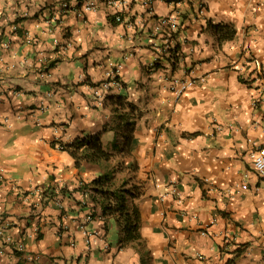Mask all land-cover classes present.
<instances>
[{
	"label": "crops",
	"instance_id": "crops-1",
	"mask_svg": "<svg viewBox=\"0 0 264 264\" xmlns=\"http://www.w3.org/2000/svg\"><path fill=\"white\" fill-rule=\"evenodd\" d=\"M205 1L199 17L201 0H155L154 15L133 0L117 21L105 0L82 17L61 0H0V206L13 239L0 264H264L251 156L264 143V0ZM172 12L175 62L154 29ZM211 23L236 34L220 43ZM111 69L119 85L98 105ZM177 78L196 81L177 97ZM94 133L108 159L77 166L58 147ZM108 171L141 186L128 200L139 212L132 240L79 189Z\"/></svg>",
	"mask_w": 264,
	"mask_h": 264
},
{
	"label": "built area",
	"instance_id": "built-area-1",
	"mask_svg": "<svg viewBox=\"0 0 264 264\" xmlns=\"http://www.w3.org/2000/svg\"><path fill=\"white\" fill-rule=\"evenodd\" d=\"M133 0H105L108 6L112 7L114 10L115 19L117 21L122 20L121 12L124 8L128 7L129 3ZM155 0H144V4L147 5V12L149 14L154 15V6L153 2ZM206 1L201 0L197 7V14L199 17H204V14L206 12ZM60 7L64 13L67 11H71L76 13L79 17H82L85 13L96 11L100 7L99 0H77V2H73L71 0H61ZM13 29L17 30L18 25L13 24ZM181 27V18L178 12H172L167 15L159 16L156 19L154 29L157 33H160L164 38V44L159 47L160 53H165L166 51H169V49L173 48L174 45L172 41L174 40L175 34L179 33ZM6 46H8V43H4ZM70 44V43H69ZM116 71L115 69H111L106 72V78L99 84L98 87L95 88V95H96V103L98 105H103L107 101V94L110 91V87L112 83L118 84L119 81L116 77ZM261 78L264 80V71L259 72ZM194 78H185V79H174L171 84V90L173 93L179 97L181 96L189 87L193 86L195 83ZM59 148H63L62 144H58ZM251 156L253 158V165L254 168L259 175L260 179L262 180V186L260 188L264 189V143L258 147L252 148L251 150ZM4 177L2 169L0 170V178ZM247 184L243 185V188H246ZM173 192H176V188L173 187ZM95 191L92 187H85L84 194L92 195ZM94 218V214L90 212L86 217V221H90ZM5 216L4 212L1 209L0 206V250L2 249L4 242H12L13 239L10 235L6 234V225H5ZM35 233H38L40 231L39 226H36L34 229ZM205 232V231H203ZM98 233L96 232H88L89 237L94 234ZM15 248L19 252H23L25 249V243L23 241H16Z\"/></svg>",
	"mask_w": 264,
	"mask_h": 264
},
{
	"label": "trees",
	"instance_id": "trees-1",
	"mask_svg": "<svg viewBox=\"0 0 264 264\" xmlns=\"http://www.w3.org/2000/svg\"><path fill=\"white\" fill-rule=\"evenodd\" d=\"M211 25L220 43L232 39L236 34V29L231 24L211 23ZM178 49V45L175 48L169 49L174 62L178 58V54H176ZM119 101L121 100L119 99ZM62 146V149L68 150L75 158L77 166H80L83 161H99L101 159H108L111 156V153L104 148L99 133L77 137L71 143L62 144ZM129 183L127 180L117 185L114 181L113 171H108L93 179L90 184L84 183L79 187L83 192L85 187H92L95 191L93 200L100 202L103 213L114 214L119 217L124 232L122 242L138 237L139 212L137 208L129 207L128 200L139 196L142 191L138 183L131 182L130 185ZM90 208L91 212L96 214L95 205L92 204Z\"/></svg>",
	"mask_w": 264,
	"mask_h": 264
}]
</instances>
